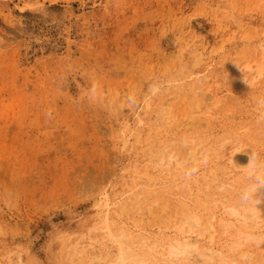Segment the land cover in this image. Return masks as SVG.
I'll return each mask as SVG.
<instances>
[{"label":"rangeland","instance_id":"obj_1","mask_svg":"<svg viewBox=\"0 0 264 264\" xmlns=\"http://www.w3.org/2000/svg\"><path fill=\"white\" fill-rule=\"evenodd\" d=\"M263 59L264 0H0V263L56 264L65 235L112 258L108 230L163 241L162 204L228 218L253 184L264 234ZM238 231L199 239L264 264V240L231 248Z\"/></svg>","mask_w":264,"mask_h":264},{"label":"bare ground","instance_id":"obj_2","mask_svg":"<svg viewBox=\"0 0 264 264\" xmlns=\"http://www.w3.org/2000/svg\"><path fill=\"white\" fill-rule=\"evenodd\" d=\"M246 69H251V65L248 64ZM263 74L264 59L257 68V75L261 77ZM259 110L264 112V101L261 102V107ZM200 146V143H192L191 147L186 150L183 160L187 162L192 160L197 161L196 159L202 157ZM173 159H176V156L171 155L169 162L172 163ZM239 161L240 160L234 156L230 158V163L233 166H236ZM160 163L163 164L164 159H161ZM192 164L190 163L188 165ZM175 168L182 170L183 166L180 164V162H178ZM260 176L264 178L263 168H261ZM230 189L231 188H229V190ZM258 191L259 187L256 184L246 188L244 190L246 200H241L237 203L230 201L231 203L225 208L228 218L221 219L216 218L212 213L208 218L205 215L190 212L181 214V216H179L180 218L167 220L165 217H167L169 214L168 204H162L161 210L159 212H155L153 218L154 224L160 225L159 227L162 228L160 230L165 232L166 230L168 231L169 228L175 231V235L172 238L165 236L166 238L163 241L160 239L152 240L145 235L139 237L135 236L134 238V235H132L130 232H120L121 230H118L119 233L116 235V231L111 232L102 225L95 226L90 229L94 236L100 231L106 232V230H108L109 234L107 235L104 232L105 235H101L100 239H106L107 235L110 240H114V242L117 243L118 252L116 256L112 258L108 255H103L99 258L89 259L85 256L86 246H79V240L74 242L69 236L66 235L53 239L50 243L49 251L51 252L53 259H55L56 264H78L80 260L86 258L89 260L88 264H149V262L157 261L158 257H163L164 260L162 264H172L175 259L178 260L176 264H182V262L187 264L190 256L195 257L203 264H216V260L214 258L215 255L219 256V261L217 264H231L232 260L229 261L226 259L223 256L221 250H215L212 246L205 247L201 245L199 236L208 235L209 242H213L216 239L215 235L219 232V230H221V234H226L230 230L238 228L239 236L233 243L235 246L231 247L233 250L238 249V247L244 246L248 243H257V245L261 244V242L264 240V234H255L251 232L252 229L263 226L261 223L262 218L259 214L257 206L260 193ZM153 202H157V199H155ZM153 202L148 204L149 209L154 207ZM136 223L138 222H135V224ZM239 226L247 228L246 231L249 232H242L241 227ZM160 230L157 232V234L162 233ZM100 234L102 233L100 232ZM151 235H156V233ZM93 239L95 241L98 240L95 237L91 238V241H93ZM19 261L20 264H39L35 258L28 259L25 262L22 259Z\"/></svg>","mask_w":264,"mask_h":264},{"label":"clouds","instance_id":"obj_3","mask_svg":"<svg viewBox=\"0 0 264 264\" xmlns=\"http://www.w3.org/2000/svg\"><path fill=\"white\" fill-rule=\"evenodd\" d=\"M239 66V65H238ZM243 70V69H242ZM245 83L248 84L250 87H252V84L249 83L247 79H244ZM251 159V158H250Z\"/></svg>","mask_w":264,"mask_h":264}]
</instances>
